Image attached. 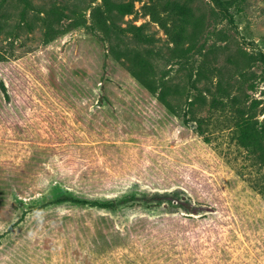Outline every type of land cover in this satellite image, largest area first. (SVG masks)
Instances as JSON below:
<instances>
[{
	"label": "rangeland",
	"instance_id": "rangeland-1",
	"mask_svg": "<svg viewBox=\"0 0 264 264\" xmlns=\"http://www.w3.org/2000/svg\"><path fill=\"white\" fill-rule=\"evenodd\" d=\"M106 1L0 0V264H264V0ZM66 191L179 193L194 214L53 205Z\"/></svg>",
	"mask_w": 264,
	"mask_h": 264
},
{
	"label": "trees",
	"instance_id": "trees-1",
	"mask_svg": "<svg viewBox=\"0 0 264 264\" xmlns=\"http://www.w3.org/2000/svg\"><path fill=\"white\" fill-rule=\"evenodd\" d=\"M149 2H152L154 0H148ZM105 6H106V0H104ZM113 9L117 12V14L126 16L131 14L133 5L131 3H124V4H112ZM166 9L169 10V5H166ZM177 12L175 14L181 18H183L182 23L183 26L188 22V18L191 16V11L186 6H181L176 8ZM188 24V23H187ZM51 30L46 33V37L50 36ZM138 36V35H137ZM129 73L131 74V77L136 81L138 85L141 87L147 89L155 95L158 99V101L165 106L164 108L166 111L171 115H178L179 112H181V107H176L172 105V103L169 101V97L171 94H169V87L165 83V81L159 79L158 81L151 75L150 71L147 70H138L134 67H129ZM0 88L2 90L4 89V85L0 82ZM195 102L191 101L189 102V107L186 109L185 116L189 115L191 116L189 121H185V125L189 126V123L196 122L197 127L195 128V131L200 135L203 136L202 133V124L205 123L204 120L196 118L195 113ZM216 108V107H211ZM236 129L238 132V139L241 142L243 146L250 147L253 146V144H248V142L252 138H256L259 136V132L257 128L254 126L253 123H251V119L245 118L244 112L239 113V120L236 124ZM91 177L87 175V173H84L80 179L76 182V186L79 189H85L86 183L89 181ZM75 186L68 187L69 191H73ZM69 191H66L65 193H60L58 197H56L52 204L56 206L61 205H69V206H78V207H90V208H98L103 210H111L114 211L120 207L124 206H130V207H156L161 204L169 203L172 206H178L182 209H185L188 214H194L190 210L191 204H190V198H187L181 194H155L151 196H130L127 198H123L119 201L110 200L106 202H100L98 200H88L86 198L82 197H76L73 194L69 193Z\"/></svg>",
	"mask_w": 264,
	"mask_h": 264
}]
</instances>
